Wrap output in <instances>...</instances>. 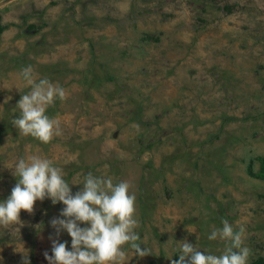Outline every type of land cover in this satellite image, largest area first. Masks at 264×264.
<instances>
[{
	"label": "rangeland",
	"instance_id": "obj_1",
	"mask_svg": "<svg viewBox=\"0 0 264 264\" xmlns=\"http://www.w3.org/2000/svg\"><path fill=\"white\" fill-rule=\"evenodd\" d=\"M0 24V202L16 161L40 155L73 195L89 172L132 186L151 254L126 248L125 264H171L183 240L219 255L207 237L223 219L245 228L249 262L264 257V180L246 172L264 155V0H0ZM29 65L67 93L47 110L49 143L11 123ZM63 208L36 201L19 233L0 228V264L23 250L48 264L57 239L71 250L50 223Z\"/></svg>",
	"mask_w": 264,
	"mask_h": 264
},
{
	"label": "clouds",
	"instance_id": "obj_2",
	"mask_svg": "<svg viewBox=\"0 0 264 264\" xmlns=\"http://www.w3.org/2000/svg\"><path fill=\"white\" fill-rule=\"evenodd\" d=\"M20 76L30 88L22 95L16 108L20 115L12 125L24 136H31L42 143L51 142L60 135L59 121L47 114L57 99L67 98L66 90L48 78H39L31 65L21 69ZM107 168L108 166L105 165ZM17 183L10 196L0 202V228L23 226L19 218L21 210L32 214L36 201L50 199L53 204L62 203L63 219L53 218L51 226L66 231L71 238V250L66 242L52 241V254L44 253L48 264H125L128 251L143 258L151 250L141 248L140 221L136 213V194L127 181L114 182L111 176H95L89 172L83 177L80 191L74 195L61 167L40 155L19 158L13 170ZM222 227L208 235L209 241L225 242L221 254L202 251L195 244L183 240L178 243L179 259L171 264H248L251 249L244 244L245 228L238 230L227 219ZM81 224L87 225L81 227ZM22 264H30L27 251H22Z\"/></svg>",
	"mask_w": 264,
	"mask_h": 264
},
{
	"label": "trees",
	"instance_id": "obj_3",
	"mask_svg": "<svg viewBox=\"0 0 264 264\" xmlns=\"http://www.w3.org/2000/svg\"><path fill=\"white\" fill-rule=\"evenodd\" d=\"M5 28L4 25L0 24V32ZM259 163V167L256 171H252L250 166L247 165L246 172L248 175L257 177L264 180V155H258L255 157ZM264 197V195H263ZM175 260H178V256H174ZM248 264H264V257L258 256L255 259L251 260Z\"/></svg>",
	"mask_w": 264,
	"mask_h": 264
}]
</instances>
